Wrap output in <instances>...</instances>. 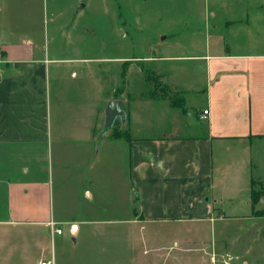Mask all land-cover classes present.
I'll list each match as a JSON object with an SVG mask.
<instances>
[{"label": "crops", "instance_id": "obj_1", "mask_svg": "<svg viewBox=\"0 0 264 264\" xmlns=\"http://www.w3.org/2000/svg\"><path fill=\"white\" fill-rule=\"evenodd\" d=\"M217 2L223 18L217 32L208 22L202 54L180 56L171 50L144 57L142 63H154L151 72L166 87V98H142L150 84L145 71L137 72L144 87L135 92L131 65L124 66L131 57H116L123 71L109 95H101L99 84L96 98L84 88L74 92L57 85L49 99L51 65L61 60L51 59L34 42L0 44V264H33L34 259L40 264L54 257L55 246L65 244V227L78 243L121 223L133 250L141 243L136 235L142 223L171 222L186 230L193 224L200 232L199 223L222 221L223 208H237L243 193L252 210L255 176L264 188V0ZM175 62L193 63L183 68ZM115 99L122 102L126 120L121 129L129 140L100 136L107 106ZM145 103L160 106V116L156 126L145 122L141 130L160 128L162 134L133 135L136 109ZM232 143L238 147L232 154L241 160L225 156ZM108 146L121 150L127 192L136 193L138 216L134 206L128 217H77L72 200L70 210L60 205L61 185L70 182L76 199L94 198L90 182L106 167ZM215 149L225 158H216ZM50 222L63 234L52 236Z\"/></svg>", "mask_w": 264, "mask_h": 264}, {"label": "rangeland", "instance_id": "obj_2", "mask_svg": "<svg viewBox=\"0 0 264 264\" xmlns=\"http://www.w3.org/2000/svg\"><path fill=\"white\" fill-rule=\"evenodd\" d=\"M83 5L86 7L82 8ZM221 14L217 0H0V39L3 40L0 44L34 42L42 45L51 59L61 60L51 65L49 99L57 85L74 92L84 88L96 98L99 84L101 95H109L119 84L118 74L123 71L121 62L113 59L116 57H131L124 66L131 65L129 79L135 92L143 86L137 73L142 69L143 77L150 83L142 98L153 95L161 98L168 91L151 72L154 63H142L144 57L170 54L171 50L173 55L180 56L202 54L206 50L207 24L210 22L215 27L213 32H217ZM81 58L86 61H74ZM192 63L175 62L183 68ZM72 71L79 74L78 79L70 75ZM153 107L145 103L136 109L134 136L162 134L160 128H140L145 122L157 125L160 106ZM121 123L122 119L117 117L108 134H125ZM231 145V154L226 152L225 156L228 160H241L238 154H232L238 150L237 145ZM224 153L215 149L216 158H225ZM120 154L116 147L105 148L106 167L100 170L97 180L90 182L94 198L86 199L77 192V197H81L76 199L72 185L65 181L61 185L60 205L70 210L72 200L71 209L77 217L80 214L105 215L108 219L128 217L132 208H137L136 193L131 197L127 192V171ZM254 180L251 190L263 202L257 201L255 207L251 202V210L246 202L247 193H243L237 208L230 205L223 208L222 221L214 225L199 223L200 232L193 224L186 230L171 222L142 223L140 234L136 231L141 243L131 250L128 228L121 223L106 227L104 235H90L78 243L65 227L62 239L65 244L58 243L51 258L54 264H264V216L258 215L264 213V189L258 177ZM217 215L216 212L214 217ZM33 264H38V259Z\"/></svg>", "mask_w": 264, "mask_h": 264}, {"label": "water", "instance_id": "obj_3", "mask_svg": "<svg viewBox=\"0 0 264 264\" xmlns=\"http://www.w3.org/2000/svg\"><path fill=\"white\" fill-rule=\"evenodd\" d=\"M106 124L103 132L100 136L106 135L111 131L114 121L117 117H120L123 121L126 120V114L124 112L122 102L118 99L111 101L106 109Z\"/></svg>", "mask_w": 264, "mask_h": 264}, {"label": "trees", "instance_id": "obj_4", "mask_svg": "<svg viewBox=\"0 0 264 264\" xmlns=\"http://www.w3.org/2000/svg\"><path fill=\"white\" fill-rule=\"evenodd\" d=\"M151 95H152V93H151ZM169 96V94L167 93V95H164V96H161V97H168ZM152 98H158V97H156L155 95H153V96H151ZM172 105L174 106V105H176V103H175V101H173L172 102ZM117 138H125L126 140H129V136H128V133L127 134H119V133H117L116 135H115ZM254 185V183L252 182V186ZM262 189H264V188H262ZM251 200H252V205L255 207V204L257 203V201H259V200H261V198H260V196H259V194H256V191L255 190H253L252 189V191H251ZM135 214H136V216H138V211H137V209L135 210ZM258 215H260V216H264V213H261V214H258ZM141 219H143L142 217H141Z\"/></svg>", "mask_w": 264, "mask_h": 264}, {"label": "built area", "instance_id": "obj_5", "mask_svg": "<svg viewBox=\"0 0 264 264\" xmlns=\"http://www.w3.org/2000/svg\"><path fill=\"white\" fill-rule=\"evenodd\" d=\"M208 114H209V112L204 111L203 118L206 119ZM48 227H50V229H51L52 236H54L55 234H58V235L63 234V230L61 229L60 226L57 225L56 222L48 223ZM40 264H54V259L53 260H49V261H42Z\"/></svg>", "mask_w": 264, "mask_h": 264}]
</instances>
